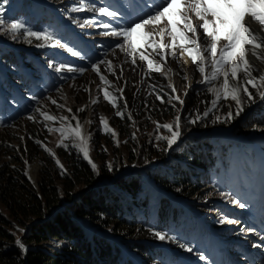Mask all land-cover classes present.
<instances>
[{
	"label": "rangeland",
	"instance_id": "obj_1",
	"mask_svg": "<svg viewBox=\"0 0 264 264\" xmlns=\"http://www.w3.org/2000/svg\"><path fill=\"white\" fill-rule=\"evenodd\" d=\"M32 1L34 5L29 4V6H27L23 4L22 0H7V2L2 5L3 11L0 12V19H3L8 23L23 20L26 28L32 31L42 32L41 27L31 29L29 25H26V22L32 18L41 21L44 20V18H47V15L42 14L44 9L41 8L42 5H47L52 12L53 18H58V14L61 16L62 12H64V17H67L64 21L67 24H70L75 30L78 29V32L82 35L88 33L90 39L84 40L83 43H89L90 45L83 50L71 46L67 42L52 41L49 42L50 46L39 47L37 45L44 42L38 41L34 38L26 39L22 34L23 30L21 34H18V38L16 39H13L7 32L0 31V45L2 47L8 46L14 51L20 49L28 55H31V53L40 49L49 50L47 56L49 58H54L55 60L52 62L49 60L46 61L48 78L50 79L52 75L54 79H57V82L52 88L46 89L45 86L41 87L42 92L40 94L42 96L39 94L40 97L39 95H36V92H39L38 86H42V83L39 76L34 77L32 75L31 80L33 85L24 87V91H21V95L13 97L10 102V106L13 107L14 110L20 108L18 112L12 117L0 115V166L3 163H7L9 167L16 166L13 159L17 155L16 151L20 145L25 144L28 135L31 136L33 132V135L37 140L36 142H39L38 144L42 150L52 159L56 168L59 170H63L64 166L62 159L58 155V150L61 152L74 151L86 163H88V161L83 158V155L76 149L64 147V144H70L71 141L62 137L60 132L55 131L57 128L75 127L76 122L79 121L82 135L85 137L90 136L87 148L89 151V158L96 165V170L94 171L97 173L103 171L108 175L110 174L111 177L109 179L102 178L100 182L104 183L113 193L120 194L123 200L122 203L124 204L128 200V195L114 184L115 182H118L119 179H127L128 181H131L137 174L143 176L144 187L145 189H148L153 196L159 195L163 198H168L169 196L167 195L169 194H166L161 190L157 192L158 189L154 187L152 179L147 177L146 174L147 172H153L158 176L166 174L169 178H173L175 173L170 164L174 162V153H181L179 149L186 144L187 146H197L200 142L208 141L215 146L219 143L218 139H220L224 143L235 141L242 144L240 147L238 145L236 146L237 150L242 148L245 149V152L250 150L257 152L255 144L264 140V125L251 126V121L257 108L264 106V99H262L259 93L254 89H251L254 93V98L259 97V100L254 103L255 100L253 98L251 102H247L245 97L243 110L240 111L239 115H235L236 106L233 102L221 99L217 102L215 107L212 106L211 102L210 109L212 112H215L219 105L224 104V108H227L224 118L227 116L229 110L233 112V117L226 122V124H217L212 127H206L201 133L196 134L191 130L184 128V120L181 118V135L171 147L167 145L165 140L156 139L157 135H170V133L164 129H160L158 132L157 123L173 124L177 114L181 116L185 113L184 115H186L191 103L190 100H188L191 94H194L195 90H200L205 87L206 84L199 83L201 80V74L198 72L197 66L192 63L191 58L186 53L184 55L180 54L179 47L176 49L177 58L172 59L169 56L167 57L166 62L161 61L159 56L153 53L151 49H142V51L151 53V58L157 64L161 65L160 71H155L154 69L149 71L146 61H140L138 54H135L134 56L132 54H126L116 47L118 43L123 42V38L112 35L105 36L103 33L105 31L111 32L112 30L119 31L120 29L133 24L138 20L135 19V15L140 11L144 12L148 10L146 9L148 6L149 10L146 12L149 13L146 14H150V12L154 11L153 5L158 2V0H153L150 4L149 0H143L142 3L129 0V2L136 7V9L133 10H128L126 4L127 0H123L122 5L119 4V8L112 7L111 0H93V2L90 0H79L78 2L74 0L70 7L66 4L71 2V0ZM99 7H107L109 10L116 11V17L113 18L100 15L94 10ZM77 8L81 10H73ZM146 14H144L143 17H145ZM191 15L193 17V22L199 23L194 14ZM85 21H90V23L86 24ZM61 22L64 23L63 21ZM105 23L110 25L108 29L101 27V25ZM256 26L259 28L258 25ZM159 27H167V22L164 21L160 26L148 25L145 27V31H158ZM200 38L201 43H206L202 31L200 32ZM29 39L31 42H29ZM156 40L159 42L158 36L156 37ZM168 40L169 38L165 37L164 42L168 43ZM16 45H22L23 47L21 48ZM69 49H71V51H69ZM73 52L77 54L73 55ZM133 58L136 60L135 65L132 63ZM102 60L111 62V71L108 70L107 64L100 63ZM42 62L44 63L45 61ZM257 62L259 64H256L257 69L264 70V63H261L260 61ZM93 63L98 64L100 74L104 75L110 84L106 85L100 81L97 72L92 70L91 66ZM61 66L62 70L57 72L56 67ZM69 69H74V71H70ZM147 72L156 73V75L162 79V85H152L150 86V91L159 95L161 97L159 100L161 102L163 101L162 103L168 106L167 112L169 113L165 119L147 120L146 113H139L136 112V109L134 110L130 108L124 98V86L127 85L128 90L132 87H139V83L142 84V78ZM1 73H4V71H1ZM185 77H187V79H185ZM169 83L174 85L176 89L174 93L168 88ZM100 89H106L115 97H122V99L117 100L119 110L123 113L122 117L117 116L115 114L117 109L113 108L108 101L103 99V92L100 91ZM121 89L122 91H120ZM210 94L213 101L214 94L212 92H210ZM173 96H178L179 100L173 99ZM94 99L97 100V103L95 104L92 103V100ZM53 100L56 102L55 104L52 103ZM181 101H183V104H181ZM59 105H63L64 107H58ZM69 109L71 111H69ZM42 112L56 117H67L68 119L64 122H61L58 119L53 123L52 121H46L41 115ZM190 115L192 116L191 113ZM30 116L33 117V119H29ZM73 117H75V119H73ZM102 117L106 120L107 126L112 132L105 131L103 125L100 123ZM188 124L191 123L188 122ZM49 128L53 129V131L50 132ZM223 129L226 131L223 132ZM254 129H258L259 132L253 133ZM217 131L221 134L214 135ZM204 132L209 134L201 137V134ZM112 133H115V135ZM190 134L194 135L187 136ZM251 136L257 137L252 138L253 140L250 141L249 139H251ZM179 143H181V145L177 148L176 146H178ZM231 145L233 149V144ZM148 147L151 150L156 151V153H163L165 159L154 158L145 161ZM45 149H48V151ZM236 155L239 154L236 153L235 156ZM257 155L258 153L256 156ZM245 156L248 158V161L252 166L254 175L250 184L248 180L242 182L244 189L247 188L249 198H246L242 193L234 199L239 203H244L246 205L245 207L240 208H246L247 214L242 215L239 221V226L237 225L234 230L227 232L225 226L230 223L229 217L232 216L229 215L227 208H223L224 211H222V215L224 213L227 215H224L221 220H218L213 224L216 228L220 226L224 235L227 233V242L220 245L218 250L208 249V245L201 242V236L205 233L203 234L197 223L195 224L194 222L198 219L197 215L194 217L192 216L187 224H183L185 230L183 237H179L177 235L179 234L178 232H175V235V233L171 231L165 239L161 240L158 238L157 242H159V246L162 249L171 250L167 247L169 245L172 246V252L183 254L180 255V257L184 260H188L190 264H251L253 254L250 253V250L255 248V251L258 252L260 256H263L262 258L259 257V261L264 264V208L260 215L257 214L255 208L257 203L256 200L253 199V194L258 190L260 185H257L255 175V159L252 156H248V154H245ZM234 158L229 161L228 171L224 172L223 168L219 170L218 181L216 184L211 183L212 185H210L209 182H207L206 186L199 189L197 197H195L196 199L192 198V200H188L173 197L174 199H177V201L171 200V203L180 205L181 202L183 205H180L182 209L188 208L187 205L189 204L193 205L191 206L193 209H188L193 212L199 211L202 215L207 213L208 208H216L219 207V204L224 203L228 204L230 207L238 208L239 203H232L228 194L229 186L231 185L239 188L243 178L241 175V173H243L241 171L242 169L239 164L238 166L234 164ZM241 158L242 155L240 156L239 162ZM191 160L190 156L184 157L181 160L180 165L183 166L184 170H186L185 166H187ZM57 161H59V164ZM109 165H111V170L109 169ZM89 166L92 168L91 164H89ZM235 166L237 167L236 169ZM31 168L33 172L32 175L30 173ZM38 169L39 163L36 160L31 162L24 161L23 174L33 187H35ZM246 169L248 174V168ZM261 169H264V165L262 164ZM198 173L199 179L200 177H205V173L201 170L198 171ZM235 173L240 175L241 179L233 181ZM259 176L261 177L262 194L264 197V175L262 171H259ZM56 189H59L58 185L56 186ZM79 191L80 189L78 190V188H76L74 195H77ZM57 193L60 194V192ZM222 193L224 195H222ZM63 205L64 202L61 203V206ZM128 214H137L136 216L140 215L134 207ZM149 220L150 223L153 222L154 217H151ZM13 228L14 230H19L15 225H13ZM97 231L99 234L101 233L102 236H104L106 232L101 230ZM205 235L208 236L207 234ZM108 239L112 242H115L116 240L114 238ZM246 241H249L248 246H245ZM239 243L243 244L245 247H242ZM63 244L64 241H50L48 247L49 250L53 252ZM188 249H191V251ZM22 251L26 253L27 250ZM226 251L230 253L228 254ZM123 252V255H128L126 250L123 249ZM212 254H214V257L217 255V257L211 259L209 256ZM136 264H138V262H136ZM165 264H167V262H165Z\"/></svg>",
	"mask_w": 264,
	"mask_h": 264
},
{
	"label": "trees",
	"instance_id": "obj_2",
	"mask_svg": "<svg viewBox=\"0 0 264 264\" xmlns=\"http://www.w3.org/2000/svg\"><path fill=\"white\" fill-rule=\"evenodd\" d=\"M22 1L27 6L33 4L32 0ZM72 1L66 5L70 7ZM6 2L0 0V6ZM41 8L47 18L42 21L32 18L26 25L31 29L41 27L42 32L52 34L53 41L63 40L84 48L76 34L78 29L71 31L52 19L47 6L42 5ZM64 16L62 12L60 18L67 19ZM48 51L40 49L28 55L23 50L14 51L0 45V115H14L9 103L32 83V75L39 76L41 83L48 84V88L54 86L48 78L46 61L55 59L47 56ZM139 84V87L129 90L127 85L124 86L127 104L136 112L146 113L147 120L165 119L169 113L168 106L150 91V86L162 85V79L156 73L147 72L142 84ZM206 86L191 94L188 113L181 115L184 128L196 134L206 127L226 124L222 122L227 111L224 104L219 105L215 112L209 111L207 116H203L212 102L208 90L210 86ZM254 100L255 103L259 97ZM197 115L203 118L188 124V120ZM217 116L221 117V121L216 120ZM252 125H264V106L255 111ZM32 135H28L25 144L16 151L17 155L13 158L15 167H9L7 163L0 166V264H179L171 252L159 246L155 233L159 232L165 238L171 231L183 233L180 206L172 204L166 197L153 196L145 189L141 174L131 181L119 179L115 182L114 185L128 195V204H123L120 194L113 193L106 185L98 186L102 184L101 179H109L110 174L95 172L74 151L58 150L64 166L63 170H59ZM258 145L264 156V143ZM179 151L181 153H174V162L170 164L175 173L173 178L166 174L147 173L154 187L176 198L192 200L207 182L212 185L217 181L219 165L225 169L229 167L230 144L214 146L203 141L197 146H181ZM146 153L145 161L165 159L163 153H156L149 147ZM189 156L192 160L184 170L181 160ZM33 160L39 163L35 187L23 174L24 161ZM198 170L208 175L203 182L198 181ZM57 185L59 189H56ZM76 188L80 191L74 195ZM133 207L140 213L139 217L128 214ZM151 217L154 220L150 223ZM13 225L19 230H14ZM97 230L106 232L102 236ZM108 238L116 240L112 242ZM17 240L28 248L26 253L17 245ZM50 241H64V244L51 252L48 247ZM122 248L128 255H123ZM167 248L173 250L170 245Z\"/></svg>",
	"mask_w": 264,
	"mask_h": 264
},
{
	"label": "snow or ice",
	"instance_id": "obj_3",
	"mask_svg": "<svg viewBox=\"0 0 264 264\" xmlns=\"http://www.w3.org/2000/svg\"><path fill=\"white\" fill-rule=\"evenodd\" d=\"M153 8L154 11L139 18L133 24L119 31H105L103 35L123 38V42L118 43L116 47L126 54L133 56L138 54L140 61H146L149 71L153 69L160 71L161 65L151 58V53L142 51V49H151L161 61L166 62L169 56L172 59L177 58L176 49L179 47L180 54L186 53L191 58L192 63L197 66V70L201 74L199 83L210 85L208 90L214 94L213 107L221 99L230 101L236 106L235 115H239L240 111L243 110L244 98L246 97L247 102H251L254 98V93L250 91V88L258 92L260 97L264 99V70H258L254 63V60L264 63V0H158L154 3ZM73 10L79 11L81 9ZM94 10L106 17L114 18L117 15L116 11L109 10L107 7H99ZM2 11V6H0V12ZM191 14H194L199 23L193 22ZM164 21L167 22V27H159V30L154 32L145 31L146 26H160ZM85 23H90V21H85ZM253 24L258 25L259 29L253 27ZM101 27L108 29L110 25L105 23ZM0 31L7 32L13 39L18 38V34L22 32L26 39L34 38L43 41L44 43L37 45L39 47L50 46L49 42L54 39L51 33L32 31L26 28L23 20L8 23L0 19ZM201 31L206 43H201ZM157 36L159 42L156 40ZM165 37L169 38L168 43L164 42ZM29 42H31L30 39ZM72 54L76 55L77 53L73 52ZM100 63L107 64L108 70L111 71L110 61L102 60ZM132 63L133 65L136 64L135 58H133ZM91 67L93 71L97 72L101 82L106 85L110 84L105 76L100 74L98 64L93 63ZM61 70L62 66L56 67L57 72ZM69 70L74 71V69ZM168 88L173 93L176 91L172 83L168 84ZM100 91L103 92V99L117 109L115 114L122 117L123 113L117 104V100L122 99V97H115L106 89H100ZM172 98L179 100L178 96ZM157 99H161V97L157 95ZM52 103L55 104L56 102L53 100ZM92 103H97V100H92ZM58 107L63 108L64 106L59 105ZM69 111L71 110L69 109ZM209 111L211 109H207L203 116H207ZM41 115L46 121L53 123L58 119L61 122L68 119L43 112ZM232 117L233 112L229 110L222 122H228ZM202 118V116L197 115L194 119H189L188 122L195 123ZM29 119H33V117L30 116ZM180 120L181 116L177 114L173 124L154 122L157 123L158 132L160 129H164L170 133V135H157L156 139L165 140L167 145L171 147L181 135ZM216 120L221 121V117L217 116ZM100 123L106 132H112L103 117ZM49 131L51 132L53 129L49 128ZM55 131L60 132L62 137L71 141L70 144H64V147L76 149L91 164L93 170H96V165L89 158L87 148L90 136L82 135L79 121L76 122L75 127H62L55 129ZM112 134L115 135V133ZM45 150L48 151V149ZM57 163L59 164V161ZM109 169L111 170V165H109ZM222 195L224 194L222 193ZM231 202L239 203L236 200ZM245 206L244 203H239V207ZM155 235L161 240L165 239V236L159 232ZM16 243L24 250L25 246L20 240H17ZM188 250L191 251V249Z\"/></svg>",
	"mask_w": 264,
	"mask_h": 264
},
{
	"label": "bare ground",
	"instance_id": "obj_4",
	"mask_svg": "<svg viewBox=\"0 0 264 264\" xmlns=\"http://www.w3.org/2000/svg\"><path fill=\"white\" fill-rule=\"evenodd\" d=\"M253 27H255L257 30L259 29L255 24H253ZM254 63L255 64H258V62H257V60H254ZM259 65V64H258ZM259 132V130L258 129H254L253 130V133H258ZM218 134H221V133H219L218 131L216 132V133H214V135H218ZM223 135V134H222ZM240 154L239 155H236L235 156V158H234V164H236V166H238V164H239V159H240ZM235 166V169L237 168ZM247 169L246 168H244V167H242V176L243 177H245L246 175H247V171H246ZM30 173H31V175L33 174V172H32V168L30 169ZM34 177V176H33ZM238 179H241V176L240 175H237V173H235V175L233 176V181H237ZM263 183V182H262ZM158 192V191H157ZM185 210L187 211V212H192V213H194L192 210H189L188 208H185Z\"/></svg>",
	"mask_w": 264,
	"mask_h": 264
},
{
	"label": "water",
	"instance_id": "obj_5",
	"mask_svg": "<svg viewBox=\"0 0 264 264\" xmlns=\"http://www.w3.org/2000/svg\"><path fill=\"white\" fill-rule=\"evenodd\" d=\"M224 131H226V130L223 129V132H224ZM208 134H209V133H205V132H204V133L201 134V136H202V137H203V136H207ZM193 135H194V134H190V135H187V136H193ZM254 137H257V136H251V139L254 138ZM185 138H186V137H185ZM185 138H184V140H185ZM180 145H181V143H179L178 146H176V147L178 148V147H180ZM176 147H175V148H176ZM175 148H174V149H175ZM103 185H105V184L102 183V184H100V185H98V186H103ZM160 193H161V192H160ZM163 195H166V194H163ZM167 196L170 197V195H167ZM173 200H176V199H173ZM25 250H28V248H27V247H24V251H25Z\"/></svg>",
	"mask_w": 264,
	"mask_h": 264
}]
</instances>
